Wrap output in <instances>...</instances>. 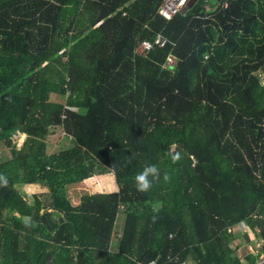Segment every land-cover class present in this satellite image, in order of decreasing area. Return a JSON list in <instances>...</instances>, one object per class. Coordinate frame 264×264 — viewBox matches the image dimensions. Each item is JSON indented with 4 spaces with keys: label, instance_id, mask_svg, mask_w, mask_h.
<instances>
[{
    "label": "trees",
    "instance_id": "16d2710c",
    "mask_svg": "<svg viewBox=\"0 0 264 264\" xmlns=\"http://www.w3.org/2000/svg\"><path fill=\"white\" fill-rule=\"evenodd\" d=\"M163 2L0 0V264H264V0H199L170 21ZM118 15L130 27L108 61ZM57 128L71 146L50 154ZM147 164L161 180L139 192ZM107 174L117 192L72 204L70 186ZM24 185L46 190L42 213ZM240 225L260 242L243 257Z\"/></svg>",
    "mask_w": 264,
    "mask_h": 264
},
{
    "label": "rangeland",
    "instance_id": "374dc122",
    "mask_svg": "<svg viewBox=\"0 0 264 264\" xmlns=\"http://www.w3.org/2000/svg\"><path fill=\"white\" fill-rule=\"evenodd\" d=\"M217 0H209V5H216ZM130 27V21L127 17L122 15H118L115 17V21L111 24L108 30V39L105 43V52L103 53V57L105 60L112 61L115 57L120 43L126 37L128 30ZM111 59V60H110ZM261 82L264 84V74L260 75ZM51 100L54 102H63L64 100L61 99L57 95H52ZM22 135V134H21ZM25 141L24 135L22 137H15V145L19 148L22 146L23 142ZM71 146L70 138L65 135V133L60 129L57 128L55 134L51 135L48 139V152L50 154L58 153L62 149H67ZM18 191L23 193L27 196V198L33 202L36 198H42L43 200V210L48 208V202L45 199L46 190L41 188L38 185H29L28 191L24 188V186H16ZM118 187L115 183V179L113 175L107 174L104 176H96L89 180H86L82 183L72 185L68 188V195L72 201L74 206L79 205L81 197L85 194H97V193H112L117 192ZM124 223V216L120 214L117 221L116 226V236L112 242V248L115 249L117 247V238L122 232ZM241 233V238L236 240L233 243L234 247L238 246L237 253L241 257H243L246 253H255L257 249H259L260 242L254 237V234L250 232L247 227L244 225H240L239 227L235 228L234 231H238ZM253 240L254 245H250L247 241Z\"/></svg>",
    "mask_w": 264,
    "mask_h": 264
},
{
    "label": "clouds",
    "instance_id": "9594fccd",
    "mask_svg": "<svg viewBox=\"0 0 264 264\" xmlns=\"http://www.w3.org/2000/svg\"><path fill=\"white\" fill-rule=\"evenodd\" d=\"M21 136L22 135L19 133L17 137ZM167 155L170 156L173 163L181 159V153L178 151L175 153L169 152ZM160 180L161 169L155 164H147L144 166L143 170L138 172L135 176L137 191L148 192L153 187V184L160 182ZM163 181L166 183L171 182V176L168 172L163 173ZM0 185L7 186V179L3 176H0Z\"/></svg>",
    "mask_w": 264,
    "mask_h": 264
},
{
    "label": "built area",
    "instance_id": "2783aa9c",
    "mask_svg": "<svg viewBox=\"0 0 264 264\" xmlns=\"http://www.w3.org/2000/svg\"><path fill=\"white\" fill-rule=\"evenodd\" d=\"M189 0H164L163 4L158 10V14L165 20L170 21L176 15L183 13L186 9ZM167 44V40L161 35L156 36L153 42L142 41L136 48V53L140 56H146L155 47L163 48ZM172 62V60H168ZM260 247V246H259ZM154 264V263H150Z\"/></svg>",
    "mask_w": 264,
    "mask_h": 264
},
{
    "label": "water",
    "instance_id": "95a60500",
    "mask_svg": "<svg viewBox=\"0 0 264 264\" xmlns=\"http://www.w3.org/2000/svg\"><path fill=\"white\" fill-rule=\"evenodd\" d=\"M198 1H199V0H189V2H188V4H187L186 9H185L184 12H186V11L192 9ZM14 136H15V137L19 136V132H14ZM25 138H26V136L24 135V139H25Z\"/></svg>",
    "mask_w": 264,
    "mask_h": 264
},
{
    "label": "crops",
    "instance_id": "0c3cea01",
    "mask_svg": "<svg viewBox=\"0 0 264 264\" xmlns=\"http://www.w3.org/2000/svg\"><path fill=\"white\" fill-rule=\"evenodd\" d=\"M28 186H29V185H26V187H24L27 191H28Z\"/></svg>",
    "mask_w": 264,
    "mask_h": 264
},
{
    "label": "bare ground",
    "instance_id": "6f19581e",
    "mask_svg": "<svg viewBox=\"0 0 264 264\" xmlns=\"http://www.w3.org/2000/svg\"><path fill=\"white\" fill-rule=\"evenodd\" d=\"M22 137V136H21Z\"/></svg>",
    "mask_w": 264,
    "mask_h": 264
}]
</instances>
